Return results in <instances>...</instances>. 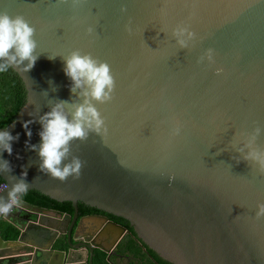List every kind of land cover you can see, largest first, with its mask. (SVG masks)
Returning a JSON list of instances; mask_svg holds the SVG:
<instances>
[{
	"label": "water",
	"instance_id": "water-1",
	"mask_svg": "<svg viewBox=\"0 0 264 264\" xmlns=\"http://www.w3.org/2000/svg\"><path fill=\"white\" fill-rule=\"evenodd\" d=\"M0 12L34 27L38 57L12 67L26 95L0 127L19 134L5 175L26 172L29 190L74 208L23 200L2 217L18 240L34 213L63 229L49 220L25 251L0 235V264H93L95 249L109 259L127 228L107 216L85 226L78 202L127 220L144 252L172 264H264V168L249 158L264 152V0H0ZM73 52L107 64L113 86L88 98L103 124L70 142L64 163L82 166L61 181L39 167V118L60 102L71 118L84 102L64 71Z\"/></svg>",
	"mask_w": 264,
	"mask_h": 264
},
{
	"label": "clouds",
	"instance_id": "clouds-1",
	"mask_svg": "<svg viewBox=\"0 0 264 264\" xmlns=\"http://www.w3.org/2000/svg\"><path fill=\"white\" fill-rule=\"evenodd\" d=\"M34 33V27L22 15L12 16L7 12H0V73L8 72L14 65H23L24 71L34 66L38 59L34 54L37 46ZM64 71L73 81V90H84L85 100L75 107L71 118L64 110L62 102L40 116L41 140L38 146L40 169L61 181L73 174L78 176L82 166L78 157L64 163L69 154L70 142L74 139H85L89 131L98 132L103 124L99 112L88 98L103 101L108 98L113 86L108 65L97 62L89 55L73 52L65 59ZM24 126L27 128V123ZM26 134L30 137L31 131ZM18 138L19 134L13 135L6 129L0 130V177L7 181L4 190L6 194H0V217H7L14 209L20 208L29 191L26 172L19 178L5 175L12 169L10 162L3 158V153L11 155L12 142ZM31 147L36 149L37 145ZM249 158L264 168V152H250ZM258 215H264V204L259 205Z\"/></svg>",
	"mask_w": 264,
	"mask_h": 264
},
{
	"label": "trees",
	"instance_id": "trees-1",
	"mask_svg": "<svg viewBox=\"0 0 264 264\" xmlns=\"http://www.w3.org/2000/svg\"><path fill=\"white\" fill-rule=\"evenodd\" d=\"M25 88L20 77L14 72L11 68L8 72L0 73V127L8 125L17 114L21 106L25 101ZM4 180L0 177V184ZM24 201L47 207L50 209H56L66 214H73L74 208L70 201L59 202L50 197L42 194L37 190H29L27 195L23 198ZM79 215L88 214L90 212L99 211L97 208L88 206L82 202H78ZM113 216V215H111ZM115 221L117 220L120 223L126 225L135 235L133 227L129 222L121 217L113 216ZM0 235L4 239L15 240L19 236V230L13 226L11 223L7 222L2 217L0 218ZM130 251V254L138 260V264H172L162 258H160L154 251L147 249V252H144L140 246H138L136 240L127 237L126 242L124 243ZM121 245L120 247H122ZM61 245H55V248H60ZM107 254L99 249H95L94 253V264H117L112 258V261L106 259ZM113 262V263H112ZM132 264V262H131Z\"/></svg>",
	"mask_w": 264,
	"mask_h": 264
},
{
	"label": "crops",
	"instance_id": "crops-1",
	"mask_svg": "<svg viewBox=\"0 0 264 264\" xmlns=\"http://www.w3.org/2000/svg\"><path fill=\"white\" fill-rule=\"evenodd\" d=\"M33 217H35L37 219L36 221V225H34L33 227H29L28 229H26L21 237L20 240L15 239V240H10V239H4V240H9L12 241L9 244V247L12 248V250H29L32 246L33 242L35 241V233L37 231H45V229H49V227L46 226V224H48L50 221L52 220V224L54 225L52 228H50L51 230L60 233L61 229H63V217H59V216H55L54 213H34ZM85 226L87 227H93L94 225H97L98 220L94 219V218H87L85 219ZM38 226L40 228H38ZM20 233V231H19ZM44 259H41V261Z\"/></svg>",
	"mask_w": 264,
	"mask_h": 264
},
{
	"label": "flooded vegetation",
	"instance_id": "flooded-vegetation-1",
	"mask_svg": "<svg viewBox=\"0 0 264 264\" xmlns=\"http://www.w3.org/2000/svg\"><path fill=\"white\" fill-rule=\"evenodd\" d=\"M111 215L112 214L104 213L103 211L99 210L97 212H90L88 214H83L81 216L79 215V218H83V217L84 218H94V219L98 220L97 225H101V223H103V221L101 219L103 216L104 217L107 216L109 219L115 221V219H113L114 215L113 216H111ZM115 222H117L121 226L126 227L128 231L127 230L124 231V232L117 231L115 233V236H117V235H119V233H121L120 240H119V242L117 243V245L115 247L111 248V254L109 256L110 260L107 259V257H106V259L109 260V261H112V259H113L114 261L117 262V264H131V262H132V264H138L139 261L136 260L135 257L130 254L129 249L126 248L127 247L126 245H124V243L126 242L127 237H130V238H132L135 241V238L133 237V232L126 225H124L123 223H120L117 220ZM137 244H138V242H137ZM121 245H123V246L120 247ZM138 246H139V244H138ZM147 253H149V252L147 251ZM112 256H113V258H112ZM154 263L157 264L155 262V260H154ZM93 264H94V255H93ZM142 264H146L145 261Z\"/></svg>",
	"mask_w": 264,
	"mask_h": 264
},
{
	"label": "built area",
	"instance_id": "built-area-1",
	"mask_svg": "<svg viewBox=\"0 0 264 264\" xmlns=\"http://www.w3.org/2000/svg\"><path fill=\"white\" fill-rule=\"evenodd\" d=\"M5 187V182L0 184V190L3 189Z\"/></svg>",
	"mask_w": 264,
	"mask_h": 264
}]
</instances>
